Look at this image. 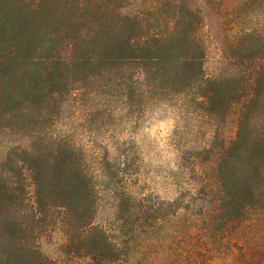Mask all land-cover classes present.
<instances>
[{
  "label": "trees",
  "instance_id": "trees-1",
  "mask_svg": "<svg viewBox=\"0 0 264 264\" xmlns=\"http://www.w3.org/2000/svg\"><path fill=\"white\" fill-rule=\"evenodd\" d=\"M201 1L222 30L215 74L195 0H0V264H264V0ZM87 85L127 109L188 96L217 125L234 115V135L160 198L134 142L68 134Z\"/></svg>",
  "mask_w": 264,
  "mask_h": 264
},
{
  "label": "rangeland",
  "instance_id": "rangeland-1",
  "mask_svg": "<svg viewBox=\"0 0 264 264\" xmlns=\"http://www.w3.org/2000/svg\"><path fill=\"white\" fill-rule=\"evenodd\" d=\"M144 1L136 4L145 6ZM195 1L204 9V24L210 30L205 40L204 70L215 74L227 69L220 54L222 30L216 14L205 9L201 0ZM187 97L173 96L156 104L149 102L146 108L127 109L120 103L107 101L100 88L87 85L67 99L64 124L73 140H80L88 151L97 147L102 152L105 146L112 152L114 141L134 142L143 159L138 178L142 190L173 199L177 197L178 184L195 188L216 158L196 165L195 153L208 149L213 142L214 146L225 143L235 131L234 115L217 125L201 111L194 110ZM43 246L47 252L51 251L47 244Z\"/></svg>",
  "mask_w": 264,
  "mask_h": 264
}]
</instances>
